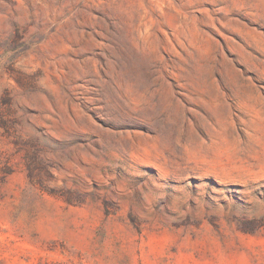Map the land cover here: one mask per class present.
I'll return each instance as SVG.
<instances>
[{
  "label": "rangeland",
  "instance_id": "374dc122",
  "mask_svg": "<svg viewBox=\"0 0 264 264\" xmlns=\"http://www.w3.org/2000/svg\"><path fill=\"white\" fill-rule=\"evenodd\" d=\"M0 264H264V0H0Z\"/></svg>",
  "mask_w": 264,
  "mask_h": 264
}]
</instances>
